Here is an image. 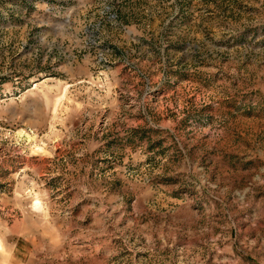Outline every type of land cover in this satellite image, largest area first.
<instances>
[{
    "label": "rangeland",
    "instance_id": "rangeland-1",
    "mask_svg": "<svg viewBox=\"0 0 264 264\" xmlns=\"http://www.w3.org/2000/svg\"><path fill=\"white\" fill-rule=\"evenodd\" d=\"M0 264H264V0H0Z\"/></svg>",
    "mask_w": 264,
    "mask_h": 264
}]
</instances>
